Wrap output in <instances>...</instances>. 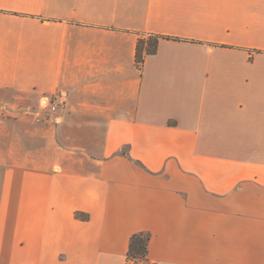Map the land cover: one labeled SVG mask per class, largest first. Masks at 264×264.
Instances as JSON below:
<instances>
[{
  "label": "crops",
  "instance_id": "obj_1",
  "mask_svg": "<svg viewBox=\"0 0 264 264\" xmlns=\"http://www.w3.org/2000/svg\"><path fill=\"white\" fill-rule=\"evenodd\" d=\"M140 232L264 264V0H0V264H128Z\"/></svg>",
  "mask_w": 264,
  "mask_h": 264
},
{
  "label": "trees",
  "instance_id": "obj_2",
  "mask_svg": "<svg viewBox=\"0 0 264 264\" xmlns=\"http://www.w3.org/2000/svg\"><path fill=\"white\" fill-rule=\"evenodd\" d=\"M159 37L156 35L148 38H140L136 49V59L143 61L144 55L153 54L157 51ZM149 233L140 232L132 235L127 253L128 264H155L148 256Z\"/></svg>",
  "mask_w": 264,
  "mask_h": 264
},
{
  "label": "built area",
  "instance_id": "obj_3",
  "mask_svg": "<svg viewBox=\"0 0 264 264\" xmlns=\"http://www.w3.org/2000/svg\"><path fill=\"white\" fill-rule=\"evenodd\" d=\"M59 99H60V97H59ZM59 99L52 100V99H50L48 97H45L42 100V105H43V107L48 108L50 111L56 112L59 109V106H60Z\"/></svg>",
  "mask_w": 264,
  "mask_h": 264
}]
</instances>
